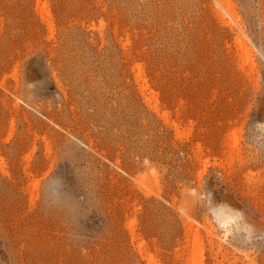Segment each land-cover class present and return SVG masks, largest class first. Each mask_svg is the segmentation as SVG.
Returning <instances> with one entry per match:
<instances>
[{
    "label": "rangeland",
    "instance_id": "rangeland-1",
    "mask_svg": "<svg viewBox=\"0 0 264 264\" xmlns=\"http://www.w3.org/2000/svg\"><path fill=\"white\" fill-rule=\"evenodd\" d=\"M228 1L0 0V264H264V0Z\"/></svg>",
    "mask_w": 264,
    "mask_h": 264
},
{
    "label": "bare ground",
    "instance_id": "bare-ground-1",
    "mask_svg": "<svg viewBox=\"0 0 264 264\" xmlns=\"http://www.w3.org/2000/svg\"><path fill=\"white\" fill-rule=\"evenodd\" d=\"M219 1V0H218ZM220 1H223V0H220ZM224 1H226V3H225V5H223V6H225V8H226V6H227V8L232 12V13H234V11H233V6L231 5L232 3H229V1L228 0H224ZM228 2V3H227ZM221 3L222 2H220V6H221ZM221 8H222V6H221ZM223 10V9H222ZM218 12V11H217ZM222 12H224V11H222ZM219 14H220V16H225V14H223V13H221V11L219 12ZM237 41H238V44H239V48L240 49H242L248 56L249 55H251V49L249 48V45L247 44V42L245 41V39L241 36V35H239L238 37H237ZM139 81H143L144 82V86L142 87L143 88V91L145 90V89H147L146 88V86L147 85H145L146 83H145V81L144 80H142V76L140 75L139 76ZM148 87V86H147ZM146 91V90H145ZM157 109H159V108H157ZM178 125H176V127H177ZM178 128V127H177ZM177 128H175V129H177ZM224 209V208H223ZM226 209V208H225ZM227 211V210H226ZM235 215V214H234ZM234 215H231V214H229V213H227V212H225L224 210H219L218 212H217V216H218V218L220 219V224L222 225V227L225 229V232L226 233H229L230 232V230H231V228L233 229V227H232V225H233V223H235V219H236V217L234 216ZM237 215V214H236ZM237 219H238V217H237ZM239 221V220H238ZM236 222H237V220H236ZM236 226V225H235ZM239 227V226H238ZM240 228V227H239ZM238 228V229H239ZM225 233V234H226ZM209 234V233H208Z\"/></svg>",
    "mask_w": 264,
    "mask_h": 264
}]
</instances>
